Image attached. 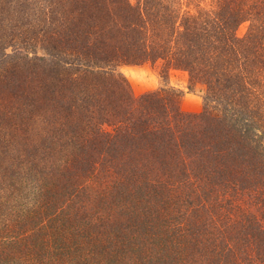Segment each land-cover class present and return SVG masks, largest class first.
<instances>
[{
    "label": "trees",
    "instance_id": "trees-1",
    "mask_svg": "<svg viewBox=\"0 0 264 264\" xmlns=\"http://www.w3.org/2000/svg\"><path fill=\"white\" fill-rule=\"evenodd\" d=\"M39 3L0 0V264H264V0Z\"/></svg>",
    "mask_w": 264,
    "mask_h": 264
},
{
    "label": "rangeland",
    "instance_id": "rangeland-1",
    "mask_svg": "<svg viewBox=\"0 0 264 264\" xmlns=\"http://www.w3.org/2000/svg\"><path fill=\"white\" fill-rule=\"evenodd\" d=\"M39 2L40 0H23V3L26 4L25 15L27 16V19L25 18L27 23L24 28H31V26L36 28L37 25L42 26L38 24V21L31 22L34 16L33 13L36 14L37 12L34 5H40ZM55 21L57 22V20ZM20 23L19 16L16 18L15 22L11 24H5L3 20L0 21V59L7 57L6 54L20 53L25 47H28V44L25 42L26 33L15 27L17 25L20 26ZM248 26V21L241 22L236 29V34L239 37L244 36ZM18 35H20V37H17ZM10 41H15L16 44L14 46H8V42ZM38 48L39 46L36 49V53L40 54ZM29 50L32 51L31 48L28 49V52ZM118 70L128 81L134 96H140L144 93L157 90L162 87L164 83L158 66H154L150 63L123 64L119 66ZM166 83L181 92L182 110L187 113H197L201 110L202 93L198 87L193 90L188 88V73L186 71L171 69L166 78Z\"/></svg>",
    "mask_w": 264,
    "mask_h": 264
}]
</instances>
